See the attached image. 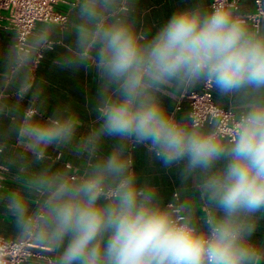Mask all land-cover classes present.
<instances>
[{
  "label": "clouds",
  "instance_id": "9594fccd",
  "mask_svg": "<svg viewBox=\"0 0 264 264\" xmlns=\"http://www.w3.org/2000/svg\"><path fill=\"white\" fill-rule=\"evenodd\" d=\"M138 4L70 0L67 23L14 32L0 74V116H11L0 156L18 173L6 191L0 165V205L13 229L0 225V264H35V254L51 264H264V240L256 239L264 221V22L242 0H186L153 32ZM56 32L74 35L58 62L95 68L98 77L97 123L79 136L70 105L41 115L35 69ZM198 88L214 92L226 115L178 114L165 103ZM109 138L115 143L104 151ZM137 146L177 170L171 199L141 178ZM50 148L80 167L57 166Z\"/></svg>",
  "mask_w": 264,
  "mask_h": 264
},
{
  "label": "crops",
  "instance_id": "0c3cea01",
  "mask_svg": "<svg viewBox=\"0 0 264 264\" xmlns=\"http://www.w3.org/2000/svg\"><path fill=\"white\" fill-rule=\"evenodd\" d=\"M209 3V0H207ZM186 0H139L138 4V19L146 27H151L152 31H156L170 16L181 6H184ZM246 9L254 12V0H242ZM264 4V1H263ZM68 5L65 1L56 5V9L66 13ZM68 22V21H67ZM264 22V19L261 21ZM48 23L37 22L34 28ZM52 26H59L51 24ZM33 28V29H34ZM14 32L7 27V23L2 20L0 22V74L5 70V52L10 43L13 41ZM52 47L42 51L40 54L39 63L35 69L37 85L43 82L42 98L45 100L44 106L41 108L43 118H48L54 112L58 105H70L76 111L81 120V127L77 131V135L86 132L90 127H94L97 123L96 93L98 88V77L95 68H72L63 65L58 61L67 53L74 40V35L64 32H56L52 37ZM35 87L32 92L35 91ZM202 88L194 91H201ZM32 92L25 95L21 101L22 108H26L32 103ZM9 102L16 101V89L9 88L7 90ZM213 100L216 102V95L212 92ZM165 103L178 114L190 110L189 101L182 97L180 100L165 99ZM218 105V104H217ZM11 124V116H0V131L6 130ZM10 145L15 146L17 140L13 137L9 141ZM115 143L112 139H107L104 144V151H108L111 145ZM19 151L20 149H16ZM6 155L0 156V165L6 167V179L4 180V190H15L17 185L14 183V177L18 173V168L15 165H8ZM48 155L53 157L57 162V166L61 165L69 170H76L80 167L79 161H73V157L67 152H58L54 148L48 150ZM135 165L141 178L154 180L160 188L161 195L165 200L171 199L175 190L180 185V179L175 168L165 169L159 161L154 160L146 147L137 146L134 151ZM207 207V206H206ZM208 208V207H207ZM209 209V208H208ZM201 211H205L201 208ZM210 211V216H211ZM0 225L6 227L10 233L13 229L11 222L4 220V208L0 205ZM257 240H264V221L261 222L260 228L256 233ZM47 251V250H46ZM35 264H40L41 261L33 260Z\"/></svg>",
  "mask_w": 264,
  "mask_h": 264
},
{
  "label": "built area",
  "instance_id": "2783aa9c",
  "mask_svg": "<svg viewBox=\"0 0 264 264\" xmlns=\"http://www.w3.org/2000/svg\"><path fill=\"white\" fill-rule=\"evenodd\" d=\"M70 0H0V22L4 20L7 27L13 32L30 31L37 22L61 25L67 23L66 13L58 11L55 7L58 3ZM264 0H254L255 10L253 19L260 23L264 19ZM222 0H209L212 6H219ZM189 101L190 109L211 114H225L214 102L211 90L204 88L201 91H193L185 96ZM210 216V210L206 205L202 208ZM46 251V250H43ZM47 259L51 264V258H45L35 254L32 260L42 261Z\"/></svg>",
  "mask_w": 264,
  "mask_h": 264
}]
</instances>
